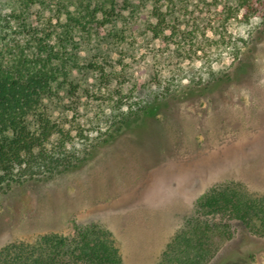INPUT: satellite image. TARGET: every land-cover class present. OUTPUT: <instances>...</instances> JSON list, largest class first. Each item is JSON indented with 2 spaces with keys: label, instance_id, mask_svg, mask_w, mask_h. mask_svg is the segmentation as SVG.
Segmentation results:
<instances>
[{
  "label": "rangeland",
  "instance_id": "374dc122",
  "mask_svg": "<svg viewBox=\"0 0 264 264\" xmlns=\"http://www.w3.org/2000/svg\"><path fill=\"white\" fill-rule=\"evenodd\" d=\"M173 1L161 38L136 19L122 46L108 51L124 69L122 88L143 109L75 167L0 194V248L71 239L95 225L109 232L123 264H159L212 187L233 183L264 195V0ZM16 7L0 0V15ZM93 41L81 45L84 65L100 63ZM225 71L228 80L200 84ZM76 77L87 129L100 112L93 96L100 73ZM232 230L233 238L214 240L208 264H264V227L235 223Z\"/></svg>",
  "mask_w": 264,
  "mask_h": 264
},
{
  "label": "trees",
  "instance_id": "16d2710c",
  "mask_svg": "<svg viewBox=\"0 0 264 264\" xmlns=\"http://www.w3.org/2000/svg\"><path fill=\"white\" fill-rule=\"evenodd\" d=\"M167 1L14 0L17 7L0 15V194L75 167L138 115L143 107L122 88L124 69L117 71L119 63L108 51L122 46L136 19H142L145 33L161 38L176 4ZM91 40H96L91 47L98 49L100 63L84 65L81 45ZM85 69L99 71L101 81L99 95L91 93L100 112L88 119L87 129L76 81ZM229 78L227 71L211 72L200 84ZM235 223L264 227V195L252 196L233 183L212 187L167 243L159 264H208L214 240L233 238ZM65 254L70 263L63 261ZM80 263L123 264L109 232L95 225L77 228L71 239L43 236L0 248V264Z\"/></svg>",
  "mask_w": 264,
  "mask_h": 264
}]
</instances>
